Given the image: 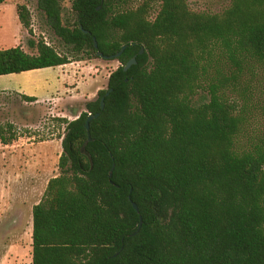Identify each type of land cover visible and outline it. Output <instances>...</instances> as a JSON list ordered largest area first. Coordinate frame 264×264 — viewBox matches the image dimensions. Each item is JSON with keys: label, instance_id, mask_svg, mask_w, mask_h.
I'll use <instances>...</instances> for the list:
<instances>
[{"label": "trees", "instance_id": "1", "mask_svg": "<svg viewBox=\"0 0 264 264\" xmlns=\"http://www.w3.org/2000/svg\"><path fill=\"white\" fill-rule=\"evenodd\" d=\"M130 2L73 0L70 22L61 0H39L66 51L42 40L36 54L0 50L1 77L125 47L86 112L58 120L59 175L32 209V264H264V130L243 143L245 106L231 98L254 80L264 96V0H231L220 14L193 12L187 0ZM17 12L28 29L27 8ZM202 91L208 99L196 104ZM99 112L90 168L80 150ZM15 138L0 127L2 144Z\"/></svg>", "mask_w": 264, "mask_h": 264}, {"label": "rangeland", "instance_id": "2", "mask_svg": "<svg viewBox=\"0 0 264 264\" xmlns=\"http://www.w3.org/2000/svg\"><path fill=\"white\" fill-rule=\"evenodd\" d=\"M73 0H61L65 20L73 22ZM142 0H132L136 7ZM196 13L220 14L231 0H187ZM25 6L30 26L19 21L18 7ZM153 12L151 18L156 14ZM64 53L63 43L40 9L39 0H7L0 5V50L21 47L36 54L38 41ZM121 64L116 60L93 58L62 67L0 77V127L10 124L16 138L8 145L0 142V264H32V209L44 196L47 183L59 175L65 124L86 112V104L106 90L109 75ZM249 94L234 93L232 99L244 105L248 122L243 143L254 140L264 130V96L257 99V80ZM35 97L33 103L22 96ZM206 91L195 98L207 101ZM32 154L33 156H31Z\"/></svg>", "mask_w": 264, "mask_h": 264}, {"label": "water", "instance_id": "3", "mask_svg": "<svg viewBox=\"0 0 264 264\" xmlns=\"http://www.w3.org/2000/svg\"><path fill=\"white\" fill-rule=\"evenodd\" d=\"M100 9V7L98 8V10ZM87 33V32H86ZM93 44H94V48L97 50L98 49V45H97V41H96V39L95 38H93ZM124 49H125V47H123L118 53H116V54H114V55H111V56H105V55H103L101 52H97V56L99 57V58H102V59H105V60H118V58L121 56V54L123 53V51H124ZM143 53V49H141V51H140V54H142ZM137 64V62H136V59L135 58H132L125 66H124V68H123V70L126 72L127 70H129L133 65H136ZM106 95H108V94H106ZM104 98H102L101 99V111L104 109ZM100 116V112L99 113H96V114H89V116H88V118H87V120H86V122H85V129H86V131H87V140L84 142V144L82 145V147H81V150H80V152H81V154L83 155V156H85V157H87L88 158V160H89V164H90V168H92V166H93V163H92V159H91V156H90V154L87 152V150H86V147H87V145L90 143V142H92L93 140H92V138H91V136H90V133H89V130H90V122L92 121V120H95V119H97L98 117ZM112 170L113 169H111V171L109 172V179L112 177ZM132 206H133V208H134V210L136 211V212H138V207H137V205L135 204V203H132ZM141 225H142V220H141V218H140V222H139V225H138V229H137V231L133 234V235H136L138 232H139V230H140V228H141Z\"/></svg>", "mask_w": 264, "mask_h": 264}, {"label": "crops", "instance_id": "4", "mask_svg": "<svg viewBox=\"0 0 264 264\" xmlns=\"http://www.w3.org/2000/svg\"><path fill=\"white\" fill-rule=\"evenodd\" d=\"M31 156H33L32 154H30Z\"/></svg>", "mask_w": 264, "mask_h": 264}]
</instances>
